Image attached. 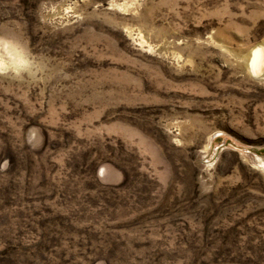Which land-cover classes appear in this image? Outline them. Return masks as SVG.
Here are the masks:
<instances>
[{
  "label": "rangeland",
  "instance_id": "rangeland-1",
  "mask_svg": "<svg viewBox=\"0 0 264 264\" xmlns=\"http://www.w3.org/2000/svg\"><path fill=\"white\" fill-rule=\"evenodd\" d=\"M255 47L264 0H0V264H264Z\"/></svg>",
  "mask_w": 264,
  "mask_h": 264
},
{
  "label": "bare ground",
  "instance_id": "bare-ground-1",
  "mask_svg": "<svg viewBox=\"0 0 264 264\" xmlns=\"http://www.w3.org/2000/svg\"><path fill=\"white\" fill-rule=\"evenodd\" d=\"M264 50L260 47H255L250 54L248 67L251 72L258 73L264 76Z\"/></svg>",
  "mask_w": 264,
  "mask_h": 264
}]
</instances>
